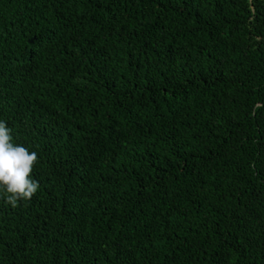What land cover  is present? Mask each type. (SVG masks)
Segmentation results:
<instances>
[{"label":"trees","instance_id":"obj_1","mask_svg":"<svg viewBox=\"0 0 264 264\" xmlns=\"http://www.w3.org/2000/svg\"><path fill=\"white\" fill-rule=\"evenodd\" d=\"M0 119V264H264V0H0Z\"/></svg>","mask_w":264,"mask_h":264},{"label":"clouds","instance_id":"obj_2","mask_svg":"<svg viewBox=\"0 0 264 264\" xmlns=\"http://www.w3.org/2000/svg\"><path fill=\"white\" fill-rule=\"evenodd\" d=\"M38 164V153L14 143L12 129L0 119V192L12 206L32 200L40 191L33 174Z\"/></svg>","mask_w":264,"mask_h":264}]
</instances>
